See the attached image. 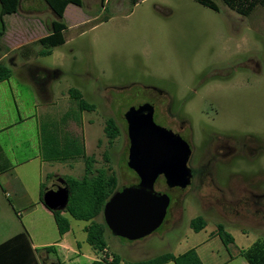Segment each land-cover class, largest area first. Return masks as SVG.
I'll return each mask as SVG.
<instances>
[{
	"label": "rangeland",
	"instance_id": "374dc122",
	"mask_svg": "<svg viewBox=\"0 0 264 264\" xmlns=\"http://www.w3.org/2000/svg\"><path fill=\"white\" fill-rule=\"evenodd\" d=\"M211 1L218 11L192 0H138L134 6L129 0H81L80 7L68 5L65 10L64 44L40 56L42 47L28 42L40 32L47 33L53 14L43 0H21L17 13L3 17L6 30L0 40V57L6 46L13 48L2 63L18 69L11 68L13 94L4 87L0 110L17 118L32 102L36 103L41 129L57 130L59 137L74 134L77 148L82 144L85 155L94 158V169L115 175L116 191L137 183L136 174L127 164L129 141L124 115L128 109L147 99L156 100L154 120L158 124L167 121L166 97L153 91L166 94L172 111L187 118L193 146L189 161L194 168L200 164V144L210 126L228 131L235 140L264 144V10L244 18L221 0ZM29 5L35 11H30ZM36 19L44 30L35 28L27 34L25 28L35 27ZM26 43L28 61L20 55ZM26 64L36 68H28L27 72ZM69 89L77 90L91 109L81 111L78 102L69 97ZM109 118L119 131L112 141L104 131ZM47 133L45 130L43 134ZM250 155L255 157L251 165L236 158L234 172H264V153L252 151ZM48 163L52 167L43 172L40 194L56 182L49 185L48 180L55 174L64 182L84 176L82 160ZM240 177L241 182L249 178ZM252 189L263 192L264 182ZM10 190L0 184V245L22 233L39 264H89V256L97 253L102 257L86 241L84 229L88 222L74 220L60 211V216L69 220L70 230L65 237L59 236L53 219L40 209L32 210L28 217L17 207L14 213L9 208ZM155 190L166 191L172 198L156 231L137 241L105 231L106 249L121 264L181 253L186 247L182 240L189 222L197 217L207 223L209 230L222 227L232 238L228 251L223 248L218 252L211 246L220 256L234 257L242 252L255 260L262 257L258 246L264 244V213L260 216L251 210L248 214H231L226 217L231 222L228 225L217 215L219 208L212 201L219 195L209 186L201 187L194 181L175 192L159 181ZM28 193L32 198L36 196L31 188ZM44 205L52 212L49 205ZM59 241L80 255L58 247ZM243 259L246 261V257Z\"/></svg>",
	"mask_w": 264,
	"mask_h": 264
},
{
	"label": "trees",
	"instance_id": "16d2710c",
	"mask_svg": "<svg viewBox=\"0 0 264 264\" xmlns=\"http://www.w3.org/2000/svg\"><path fill=\"white\" fill-rule=\"evenodd\" d=\"M48 9L53 14L54 19L49 25L47 35L40 38L37 43L42 47L39 51L40 56L48 55L51 49L57 48L64 44L63 33L67 29L64 22V11L68 5L76 7L81 6V0H43ZM203 7L213 11H218V7L211 0H192ZM224 5L237 15L248 18L257 8H264V0H221ZM21 0H0V40L5 34V25L3 21L4 16L17 13L19 10ZM132 6L136 5L138 0H129ZM5 52L8 49L5 48ZM22 58H28L30 52L28 47L23 46L20 50ZM46 73L48 71L42 70ZM11 76L10 68L0 61V82L9 79ZM68 95L78 102V107L81 111L90 110L91 107L87 105L82 99L79 92L75 89H69ZM47 131V135L43 134ZM41 155L47 162L64 161L67 159L82 160L84 164V176L79 179H70L65 181V186L69 190V202L63 211L67 213L70 218L77 221L88 222L85 227L86 241L94 251L104 254L102 260L93 261L89 264H121L120 259L115 255H108L106 253L105 231H108L103 217L102 211L104 204L109 197L116 191V178L114 174H107V171L94 169V158L86 156L84 147L79 145L77 148V139L74 134L59 137L57 130L41 129ZM105 134L109 141L115 139L119 133L115 122L112 119H107L104 127ZM43 132V133H42ZM46 136V138H45ZM43 195V190L40 196ZM42 201V200H41ZM55 223L58 228L59 236H63L70 230L69 220L60 216V211H53ZM100 217L101 221L96 219ZM193 230H201L205 226V221L197 217L190 222ZM217 233L225 245L232 242L231 237L222 227L217 228ZM258 246L261 250L262 257L255 260L246 253H239L249 264H264V244L260 243ZM49 249V248H48ZM246 256H245V255ZM173 262L174 264H202L197 257L195 251L190 249L185 253L173 256L171 254H164L159 257L140 261L136 263L126 264H167ZM0 264H39L30 244L26 239V235L18 234L0 245Z\"/></svg>",
	"mask_w": 264,
	"mask_h": 264
},
{
	"label": "water",
	"instance_id": "95a60500",
	"mask_svg": "<svg viewBox=\"0 0 264 264\" xmlns=\"http://www.w3.org/2000/svg\"><path fill=\"white\" fill-rule=\"evenodd\" d=\"M154 103L137 104L124 115L129 141L127 164L139 179L136 185L115 191L106 201L102 217L110 233L127 241H137L151 235L163 223L170 199L156 192L159 176L167 188L185 189L192 177L187 166L191 149L187 142L170 129L153 120ZM43 203L53 211H64L69 202V190L57 180L42 196Z\"/></svg>",
	"mask_w": 264,
	"mask_h": 264
},
{
	"label": "crops",
	"instance_id": "0c3cea01",
	"mask_svg": "<svg viewBox=\"0 0 264 264\" xmlns=\"http://www.w3.org/2000/svg\"><path fill=\"white\" fill-rule=\"evenodd\" d=\"M29 7L30 11H35L32 6L29 5ZM263 10L264 8H257L253 12V14ZM64 17L65 11L63 18ZM36 21L37 23L35 24V27H32L30 29L25 28V32L27 34H32L33 32H35V28H38L39 32L41 31L40 29H42V31L44 30L39 20L36 19ZM45 34L47 35V33ZM45 34H42L40 32L28 43H35L40 38L44 37ZM28 43L23 46L28 45ZM6 48L8 49V52H5L0 57V61H2L9 53L14 50L9 46H6ZM25 59V61H28V58ZM13 67L15 68L14 70L18 69L16 65H13L11 68ZM24 67H26L24 69L25 71H27L28 68H36L31 64H26L24 65ZM11 68L10 78L0 82V101L6 94L4 87L8 88L11 95L13 94L11 88L13 69ZM44 74L48 75L51 73L46 72ZM26 77L28 79L30 78L29 80L34 84V80L30 76L26 75ZM37 89L38 92L42 94L41 88L38 87ZM37 112L38 105L34 102H32L30 106H28V109L23 113V115H18L17 118H12L10 114L8 115L3 110H0V184L4 185L6 188L11 189L10 191L12 194L10 195V198H12V204H9V208L14 213H16L14 207H17L20 209V211L23 212L25 217H28L33 212L40 209L45 216H48L53 219L54 228L57 234L59 235L58 228L52 213L46 208V206L42 202L40 203L39 201L41 190L40 186L43 185V172H46V167L49 168L52 166H47L49 165V163L45 161L41 155V131L39 124V116H37ZM31 174H33V176H31V178H28V176ZM29 180H32L31 184L29 183ZM48 180L50 185L51 181L62 180V177L58 174H55ZM26 185H31V187L27 188ZM29 188H31V190L36 193L35 197L32 198L29 196ZM4 194L6 195L7 193L5 192ZM32 210L34 211L32 212ZM190 222L188 225L186 237L182 240L185 241L184 243L186 244L184 251L179 254L171 255L176 257L190 249H193L202 264H249L239 254L234 257L228 254L226 258L225 256L222 257L218 254V252H220V249L224 248L227 250L228 245L223 244V242L221 241L217 233V228L209 230L207 223L205 222V226L201 230L195 231L191 228ZM68 233L69 231L63 236L65 237ZM57 244L58 247H61L66 251H71L75 255H80L79 253L74 252L71 247H68V245L64 241H59V243ZM40 246L45 247L48 245L42 244ZM211 246L216 247V250L218 252ZM106 253L110 255L107 250ZM101 254L102 257H98L97 253H95L94 256H89L88 260L90 262L102 260L104 258V254ZM167 264L174 263L168 262Z\"/></svg>",
	"mask_w": 264,
	"mask_h": 264
},
{
	"label": "flooded vegetation",
	"instance_id": "af4514ba",
	"mask_svg": "<svg viewBox=\"0 0 264 264\" xmlns=\"http://www.w3.org/2000/svg\"><path fill=\"white\" fill-rule=\"evenodd\" d=\"M153 92H156V94L160 96L166 97V122H163V124H158L154 120L157 112L156 100L147 99L146 101H143L138 104L150 101L153 102L154 122L161 127L170 129L173 134L179 136L183 141L187 142L192 154L193 146L191 143V136L189 135V132H187L189 126L187 118L172 111L171 100L166 94L158 91ZM208 134H210V136H208ZM200 146L203 150L200 164L195 168L190 166L189 160L192 155H190V158L187 163V166L190 168L192 173L190 183L195 181L201 187L209 186L213 188L215 192L218 193L219 196L212 201L214 206L219 208V211H217L218 217L224 220V223L230 225L231 222L226 219V217L230 216L231 214H248L251 210H253L255 214H259L260 216L263 215L262 213H264V191H255L252 189V186H261V184H263L264 172H260L256 175L252 173H236L234 172L233 167L235 165V160L237 157L242 158L245 165H251L255 161V157H251L250 153L252 151H255L263 154L264 144L260 145L259 143H256L251 139H244L243 141H238L235 140L232 136H230V133L228 131L218 126H210L207 130V135L202 140ZM247 158L251 160H248ZM240 176H245L249 178H242L241 182ZM136 179V184H138L139 179L137 176ZM159 181H162L165 185L164 177L159 176L155 181L154 189L157 182ZM257 182H261V184H257ZM167 190L175 192L182 191L178 188H167ZM160 192L166 193L170 199V202H172L171 195L168 192ZM177 200L178 198L175 199V201ZM201 210L206 211V208L201 207Z\"/></svg>",
	"mask_w": 264,
	"mask_h": 264
}]
</instances>
